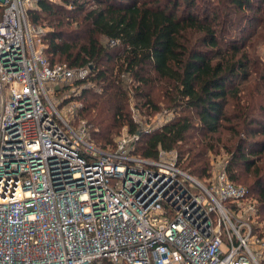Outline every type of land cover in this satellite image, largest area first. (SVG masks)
I'll use <instances>...</instances> for the list:
<instances>
[{
	"label": "built area",
	"instance_id": "2783aa9c",
	"mask_svg": "<svg viewBox=\"0 0 264 264\" xmlns=\"http://www.w3.org/2000/svg\"><path fill=\"white\" fill-rule=\"evenodd\" d=\"M41 0H0V264H262L257 204L226 166L199 180L176 150L137 153L144 117L109 148L78 118L89 67L51 65Z\"/></svg>",
	"mask_w": 264,
	"mask_h": 264
},
{
	"label": "trees",
	"instance_id": "16d2710c",
	"mask_svg": "<svg viewBox=\"0 0 264 264\" xmlns=\"http://www.w3.org/2000/svg\"><path fill=\"white\" fill-rule=\"evenodd\" d=\"M3 11L0 3V19ZM29 20L50 28L51 65L91 69L78 118L97 146L113 147L124 126L138 130L133 105L144 117L174 112L142 134L137 153L176 150L182 168L205 181L211 151L224 150L264 236V0H41Z\"/></svg>",
	"mask_w": 264,
	"mask_h": 264
},
{
	"label": "rangeland",
	"instance_id": "374dc122",
	"mask_svg": "<svg viewBox=\"0 0 264 264\" xmlns=\"http://www.w3.org/2000/svg\"><path fill=\"white\" fill-rule=\"evenodd\" d=\"M43 25H40L41 27H43L44 29H50L48 27V24L47 23H44L42 22ZM259 51V54L262 55V57L264 58V47H261L260 49H258ZM165 109H163L162 111H158L156 113H154L153 115H151L152 117V121H161L163 119V117L165 116L163 114V111ZM228 158H229V155L227 152H225L224 150L221 151L220 153H215V152H212L210 153V159H211V172H214L217 173V170L223 168L224 166H226L228 164ZM237 184H241V185H245L247 187L246 184H243L242 183H237ZM262 225H264V222H262Z\"/></svg>",
	"mask_w": 264,
	"mask_h": 264
}]
</instances>
